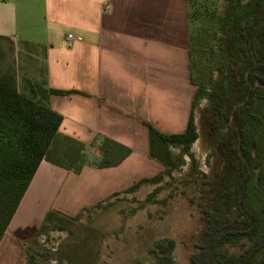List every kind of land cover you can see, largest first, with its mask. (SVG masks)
<instances>
[{"label":"crops","instance_id":"1","mask_svg":"<svg viewBox=\"0 0 264 264\" xmlns=\"http://www.w3.org/2000/svg\"><path fill=\"white\" fill-rule=\"evenodd\" d=\"M31 4L0 0V36L15 51L27 45L38 53L31 58L41 63L49 88L78 93L49 98L62 118L59 135L81 143L85 157H101L105 139L131 154L108 169L86 161L78 175L42 160L0 240L3 250L12 235L38 228L54 200L61 198L63 214L73 217L144 179L134 173L154 168L145 124L165 135L183 133L195 92L188 0H45L43 23L25 37L17 14ZM68 34L79 40L69 42ZM104 172L113 174L102 178Z\"/></svg>","mask_w":264,"mask_h":264},{"label":"trees","instance_id":"2","mask_svg":"<svg viewBox=\"0 0 264 264\" xmlns=\"http://www.w3.org/2000/svg\"><path fill=\"white\" fill-rule=\"evenodd\" d=\"M263 1L255 0L248 10L250 21L244 33L238 32L234 26L233 33L224 43L226 62L222 67L212 54L216 19L219 17L215 12L208 11L207 0L204 3L188 0L190 83L195 92L185 130L181 134L165 135L145 124L148 130V158L164 170L151 178L141 179L128 191L143 183L159 184L164 177L172 178L176 162L171 149H179L182 154L188 155L191 145L198 139L193 116L196 101L202 95L212 98L207 90L223 93V109L215 106L213 113L216 126L226 128L225 137L217 146L222 170L215 174L211 182L200 184L204 226L196 245L198 252L190 256L189 264H264V235L260 234L264 204L253 212L246 203L244 186L250 179L247 163L250 157L245 149L247 140L239 118V112L251 105L255 85L264 87ZM239 37L244 41L245 55L235 50V41ZM2 42L13 45L8 38L0 36ZM215 71L220 75L214 84L212 73ZM25 89V93L18 92L14 69L0 64V240L42 160L75 173L81 170L84 163V146L59 135L62 118L49 107V98L53 95L78 93L51 89L43 79L40 82L26 80ZM209 122L213 124V116H210ZM59 142L70 146L71 151L64 152L63 158L60 157L66 162L57 158L55 150L51 152ZM98 152L101 155L96 166L98 169L115 167L130 154L126 147L107 139L98 146ZM256 169V180L264 187V158ZM152 197L151 194L147 199ZM228 205L235 207V215L229 214ZM87 209H82L73 217L49 211L38 232L62 231ZM242 239L252 243L241 250L237 259L220 253L221 246L236 244ZM174 247L175 242L171 239L157 242L152 250L156 263L174 264L171 257ZM26 256L27 264H35L33 258H29L28 254Z\"/></svg>","mask_w":264,"mask_h":264},{"label":"rangeland","instance_id":"3","mask_svg":"<svg viewBox=\"0 0 264 264\" xmlns=\"http://www.w3.org/2000/svg\"><path fill=\"white\" fill-rule=\"evenodd\" d=\"M31 1L32 6L27 5L31 10L26 11L27 6H24L21 16L17 14L19 31L25 37H29L28 30L44 20L45 0ZM198 1L204 3V0ZM254 2L255 0H207L208 11L215 12L219 17L216 19L212 54L222 67L226 62L224 43L233 33L234 26L240 33L246 31L250 21L248 10L253 7ZM262 4L264 6V1ZM235 45L236 52L245 55L243 39H236ZM0 49V64L4 68L10 66L14 69L18 92H26V80L40 82L43 79L41 63L31 58L38 56L33 48L22 45L15 51L14 45L2 42ZM219 75L216 71L212 73L214 84ZM253 90L251 105L239 112V118L247 140L245 149L250 157L247 159L250 179L244 186L246 203L256 212L264 204V187L259 185L255 177L258 172L256 167L260 166L264 158V87L256 84ZM207 92L212 98L202 95L193 109L198 139L191 145L188 155L182 154L179 149H171L176 162L171 179L164 177L159 184L143 183L133 191H128V188L118 191L114 193L116 196L112 194L98 202L100 204L82 211L81 217L71 225L64 226L62 231L39 234L36 228L14 234L8 239L7 248L0 249V264H27L26 254L33 258L35 264H157L152 250L157 242L167 239L175 242L171 253L174 264H189L190 256L198 252L196 245L201 239L204 226L200 184L211 182L215 174L222 170L217 146L226 133L224 126H216L213 115L215 106L223 109V93L215 90ZM210 116H213L212 125L209 122ZM144 143L147 148V140ZM138 146H142V142H138ZM68 147L70 146L59 142L51 152L55 150L57 158L62 161L60 157L63 153L71 151ZM100 160L101 157L84 155V163H99ZM62 162L66 160L63 159ZM151 162L154 168L148 169L145 166L143 171L141 168L134 176L151 178L161 173L162 171H157L159 165L152 160ZM76 174L80 173H74ZM111 174L113 172H104L102 178ZM61 193L62 190L60 196ZM151 194L153 197L147 199ZM46 200L49 201L50 197ZM42 209L41 205L40 210ZM63 209L66 210L60 198L58 202L55 203L54 200V204L47 205L46 213L62 211L63 214ZM67 211L72 212L70 209ZM228 212L230 215L237 213L232 205H228ZM262 221L260 234L264 235V217ZM251 243L242 239L236 244H225L220 247V253L237 259L241 250Z\"/></svg>","mask_w":264,"mask_h":264},{"label":"built area","instance_id":"4","mask_svg":"<svg viewBox=\"0 0 264 264\" xmlns=\"http://www.w3.org/2000/svg\"><path fill=\"white\" fill-rule=\"evenodd\" d=\"M67 40L69 41V42H72V41H78L79 39L78 38H75V37H73L72 35H70V34H68L67 35Z\"/></svg>","mask_w":264,"mask_h":264}]
</instances>
